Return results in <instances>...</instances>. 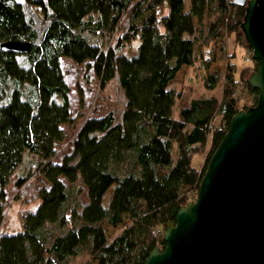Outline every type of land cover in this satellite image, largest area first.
<instances>
[{
    "label": "trees",
    "instance_id": "16d2710c",
    "mask_svg": "<svg viewBox=\"0 0 264 264\" xmlns=\"http://www.w3.org/2000/svg\"><path fill=\"white\" fill-rule=\"evenodd\" d=\"M247 1L0 0V264H71L83 254L79 264H145L165 248L164 224L197 196L232 116L257 102L245 77L259 64L241 30ZM231 35L249 55L239 69L225 48ZM6 41L29 50L3 51ZM217 51L224 74L210 72ZM62 57L87 62L101 88L115 80L123 96L119 113L85 117L70 140L65 127L82 115L72 112ZM196 62L207 89L222 82L221 95L193 98L176 118L172 85ZM12 177L21 191L36 178L48 186L8 233ZM103 223L121 228L107 237Z\"/></svg>",
    "mask_w": 264,
    "mask_h": 264
},
{
    "label": "water",
    "instance_id": "95a60500",
    "mask_svg": "<svg viewBox=\"0 0 264 264\" xmlns=\"http://www.w3.org/2000/svg\"><path fill=\"white\" fill-rule=\"evenodd\" d=\"M241 30L259 62L247 78L257 102L232 116L195 200L164 224L165 248L155 247L145 264H264V0L247 1ZM29 46L6 41L1 49Z\"/></svg>",
    "mask_w": 264,
    "mask_h": 264
},
{
    "label": "rangeland",
    "instance_id": "374dc122",
    "mask_svg": "<svg viewBox=\"0 0 264 264\" xmlns=\"http://www.w3.org/2000/svg\"><path fill=\"white\" fill-rule=\"evenodd\" d=\"M189 0H185L187 5ZM226 50L229 54L235 52L237 68H241L250 64L247 56L248 52L240 44L235 42V36L231 35L226 40ZM132 54V53H130ZM61 68L64 72L65 81L70 87L69 99L71 109L74 115L81 114L82 117L76 123V127H65L66 140L72 138L83 119L87 116H102L109 111H113L116 114L120 112L123 102L122 92L115 80L108 82L103 88L100 87L98 77L95 75L92 68L87 65V62L76 63L70 58L62 57L60 59ZM226 59L221 57L219 51L216 52V61L210 67V72H219L224 74ZM249 71L245 77H249ZM204 70L196 62L192 66L183 67L177 74L176 81L172 85V88L176 93L180 94V97L176 98L172 115L174 117L180 116L181 108L187 106L193 98L215 95L220 97L222 82L215 89H207L204 86L203 81ZM250 105V103H249ZM250 107V106H249ZM241 110V109H240ZM245 110V109H243ZM219 122V118L215 120V123ZM206 159V153L196 155L193 158V165L201 167ZM13 177L7 187L8 196L5 206V221L2 229L8 233H14L21 229L22 217L28 211H34L40 199L37 197V189L42 186H48L47 183L40 179H33V183L25 187L23 191L19 190L13 181ZM112 188L105 194L103 199V206L108 207V203L111 197ZM196 198V197H195ZM192 199V200H195ZM191 200V201H192ZM82 203L86 202L85 193L81 195ZM103 228L107 237L115 234L120 228L112 227L106 223H103ZM87 258L86 254L79 255L74 259H71V264H79Z\"/></svg>",
    "mask_w": 264,
    "mask_h": 264
},
{
    "label": "built area",
    "instance_id": "2783aa9c",
    "mask_svg": "<svg viewBox=\"0 0 264 264\" xmlns=\"http://www.w3.org/2000/svg\"><path fill=\"white\" fill-rule=\"evenodd\" d=\"M233 3L235 4H244L246 3L247 0H231ZM156 233L159 234V232L157 231Z\"/></svg>",
    "mask_w": 264,
    "mask_h": 264
}]
</instances>
